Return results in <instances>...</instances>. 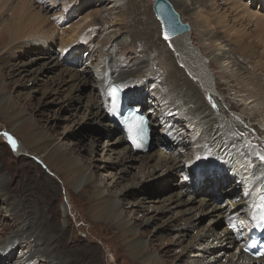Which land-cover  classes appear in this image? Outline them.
I'll return each instance as SVG.
<instances>
[{"label": "rangeland", "instance_id": "obj_1", "mask_svg": "<svg viewBox=\"0 0 264 264\" xmlns=\"http://www.w3.org/2000/svg\"><path fill=\"white\" fill-rule=\"evenodd\" d=\"M44 1L47 6L51 5L50 1ZM169 1L176 5L174 8L179 16L180 12L183 14L175 0ZM101 2L102 0H56L53 7H41L37 0H0L1 22L3 24L17 23V26L13 25L16 30L12 28V32L18 31L17 35L22 37L13 44L7 42L6 46L0 48V244L8 239L20 241L21 244L13 249L9 248L6 252L1 249L0 253L3 252L4 259L2 260L1 257L0 264H27L23 259L27 257L25 251L42 245L43 234H33V236L29 234L30 231H24L27 222L35 226L42 225L41 229L48 230L50 235L61 225L63 226L64 237L54 246L55 253L52 258L55 262L52 261L53 264H57L59 259L65 264H141L142 260L141 258L133 259L127 254L126 241H129L131 237L121 238L108 223L91 218L89 211L91 205L87 195L89 196V191L93 189H90L91 185L89 187L84 185L85 175L82 174L73 185L66 183L71 177L70 174L67 175L53 167L49 168L42 162V154L39 155L40 159H37L33 154L26 152L24 148L26 141L23 138L24 132L20 130L21 127L25 128L37 143L36 148L31 149L32 152H42L46 143L57 144L58 142L64 152L70 149L64 157L76 158L83 171L92 172L90 180L98 186V193L102 191L99 196L97 195L102 201L112 202L122 199L125 192L132 191L133 195L127 194L128 197L123 199V205L119 210L126 212L124 220L131 223V229L139 231L142 235L139 236V242L143 244L147 242L148 264H165V259H168L167 264H195L194 261L210 259L212 256L215 260L209 264H222L229 260L235 250L208 246L212 243L211 231L214 229L212 228L214 222L210 221L211 217L201 214L199 218H188L193 210L197 212L202 208L198 202L200 198L209 195L211 196L209 201L217 204L222 213L220 214L223 221L215 229L220 231L228 227L225 224L227 220L223 216L234 209L231 206L237 201L238 194L243 191L244 184L237 177L238 171L232 169L233 163L230 160L229 166L227 165L221 171L206 168L209 170L206 175L202 173V169H198L197 171H201L196 174L193 172L195 165H192L194 163L192 158L194 155L197 157L198 154L192 147L195 144H192V119H182L184 115L175 114L176 110L164 116L160 115L163 111L162 106L168 110L166 108L169 104L168 99L179 100L177 96H174L176 90L173 81L169 79L167 82H162L157 85L158 90L147 88L140 98H135L133 101L136 104L143 103L146 108L143 111L151 112L150 119L152 114L158 116L154 127L157 130L155 134L163 141L160 143V148L152 144L151 150L143 155H157V150L163 152L165 156L180 163L173 170L174 174L167 170V166H160L156 171L148 173L147 169L139 166L140 161H136L132 168L126 167L127 163L120 164L117 152L120 151L122 144L112 145V141L120 135V131L116 128L111 130V127L105 125L111 121L110 118L100 120L98 123L92 116L93 100L98 98L99 93L95 73L97 68H104L110 58L121 70L128 71L133 70L137 60L144 59L157 65V73L152 76L153 79L161 71L160 75L165 71L163 64L158 62L157 48L163 51L166 49V52L170 48V45L163 47L161 43L163 39L160 41L158 36L153 37L150 34L145 38L137 34L139 28L156 20L152 10L153 0H122L119 4L121 8L117 10H111V3L105 6ZM236 2L239 7L231 6V0H217V8L209 18V25L220 39L217 44L221 43L225 45V49H231L229 52L232 57L235 51L233 49L237 44L235 42L239 39L241 31L248 33L250 39H254L253 44L259 41L255 39L254 34L264 32V26L256 24L258 22L255 18L248 20L241 11V8L246 6L251 12H258L264 16V0ZM22 5L25 9L24 13L20 11ZM37 12L43 18L37 17V20H44L40 28L43 26L49 28L51 24L50 37L55 35V42L45 43L46 35L42 36L43 33L29 36L35 32L34 24L36 23L37 26L39 21L33 23L27 20L34 18ZM182 17H184L183 22L191 27L190 34L193 33L191 36L195 42L197 37L191 25L192 20H188L187 15L184 14ZM16 18H20V21L12 22ZM141 19L144 24L141 23ZM102 22H104L103 27L99 25ZM221 22L225 24V29L222 28ZM91 23H97V26L92 27L94 24L90 26ZM94 28L97 29L93 30ZM149 28L152 31L150 25L147 29ZM116 34L121 36L126 34V37L132 40L126 42L128 45L116 41L117 45H113V49L109 50V36ZM27 35L29 37L25 38ZM62 41L68 43L67 46L71 44L74 48L68 52L64 49L61 51ZM14 45L16 48L13 47ZM192 45L196 50L199 48V43L195 42ZM123 47L126 49L124 50ZM130 47L134 49L131 50ZM262 56L264 57L263 54ZM55 57L56 59H53ZM256 59L258 61V58ZM256 59L254 58L255 62H257ZM55 61H58L59 65H55ZM12 68L24 69L25 76L20 73L9 77L8 74ZM211 72L216 73L214 70ZM34 78L39 80L34 81ZM132 81L138 84L131 83V86L143 89L144 80L135 77ZM194 84L199 86L193 78ZM229 94L233 95L232 92ZM201 95L207 102L205 106L215 109L214 111H217L222 118L223 115L219 114L211 94L205 92ZM130 103L133 102L130 101ZM17 119L23 121L22 124L16 123ZM159 122L164 126L163 130H160ZM166 131L173 136L176 134L175 138L166 140L164 138ZM226 132L227 139L233 137V134L237 136L235 139L238 141L242 138L237 133H232L229 128ZM9 136L16 142L15 150L8 140ZM216 137L213 135L208 142L209 152H213L218 140L215 139ZM240 148L247 149L251 154L255 153L254 157L260 159L264 157L261 150L244 141L237 149L229 150L228 154L237 153ZM224 154L225 152L220 156ZM135 155L140 154L135 153ZM203 155L202 153L201 156ZM239 156L240 153H238ZM246 160L247 157L242 158V162ZM197 164L201 168L204 166L199 161ZM149 165L154 166V161H150ZM123 166L127 170L125 173L120 172ZM120 176L124 179H120ZM42 189L48 192L45 198L41 196ZM179 191L184 196L181 198L182 200L184 198L183 201L186 197H190L193 199L192 202L176 205L179 202L177 195ZM170 197L172 200L169 199ZM92 200L94 204L95 200ZM46 204H50L53 207L52 210L56 212V216L54 215L50 221L47 212L43 210ZM187 208L190 210L187 211ZM208 208L203 207V212ZM182 219L195 224L186 230L184 237L178 238L179 227L184 223ZM24 232L26 233L21 235ZM69 237L73 238V240L70 238V241H76L70 243ZM64 240L70 244L64 243ZM190 243L196 245V248L191 251L193 254L182 256L181 248ZM48 251L50 252V249ZM161 259H164V262ZM18 260L20 261L17 263ZM37 261L41 264L40 258Z\"/></svg>", "mask_w": 264, "mask_h": 264}, {"label": "bare ground", "instance_id": "obj_2", "mask_svg": "<svg viewBox=\"0 0 264 264\" xmlns=\"http://www.w3.org/2000/svg\"><path fill=\"white\" fill-rule=\"evenodd\" d=\"M47 1L51 2L50 6L49 5L47 6L44 0H37L38 5L41 7H53L56 0H47ZM175 1H176L175 3H177L181 11L183 12V14L187 15V19L192 20L191 25L193 26L194 28L193 31H195V36L197 37L195 42L199 43V48L196 50L192 45L195 42L193 41L194 39H192L193 36H191L193 33L190 34L191 31L190 29L187 32L179 33L178 35L172 37L168 41L165 40L161 34V21L154 14L156 20H154V22L152 21L150 23H147V26H142V28H139L137 34L142 35L145 38H147L150 34L151 36L153 35V37L158 36V39L160 41L163 39L161 41L163 47L166 48V45H170V48H168L169 51L167 52L166 49H164L163 51V49L157 48L156 50V54L158 55V62L160 61V63L163 64L165 71L162 73V75H160V73L162 72L160 70L161 72L158 74V76H154L155 78L152 79V76L157 73V65L155 66L154 63L152 62H147L144 59L137 60L133 70L127 71V70H121L117 66V64L109 58L106 65H104L105 66L104 68L102 69L97 68L95 70L97 77L96 82L99 85V90H98L99 93H98V98L93 100V105L91 110L92 116L95 117V120H97L98 123H100L99 122L100 120L110 118V110L108 108L109 93L107 94V86L109 84L117 82V84L123 86L125 88V97L127 100V104H132L130 103V100L135 101V98H140L145 89L152 88L153 90H158L157 85L161 84L162 82H167V80L169 79L171 80V82L173 81L176 90L174 96H177L179 100L175 101L168 99L169 104H167L166 106L168 110L164 109V107L162 106L163 111L160 112V115L164 116L168 114L170 111L176 110L177 112H175V114L184 115V118L182 119H186V120H188L189 118L192 119L193 121L192 122L193 129L191 131L192 144L195 143L192 147L194 148L195 151L197 150L196 154H198L197 157H195L194 155V158H192L194 162L192 165H195V167L193 168V172L196 174L197 172L201 171V170L197 171L198 169H202V173L206 175L207 173H209V171L206 168L217 169L218 171H221L222 169H225L227 165L229 166L228 162L230 160L233 163L232 169H236L238 171L237 177L240 180V182L244 184V188L242 189L243 191L240 194H238L237 201L233 205L230 204L232 205L231 208L234 209L232 210V212H229L227 213V215L223 216L225 220L228 219L237 222L238 225L236 232L235 231L233 232V230L229 228L227 223L226 224L228 227H225L220 231L215 229V227H218L219 224L222 223L223 221L221 220L222 213H221V208L217 204H214L213 202L212 204L209 201L211 197L209 195L207 197L200 198L198 202L202 208L198 209L197 212L193 210L192 215L188 219L194 217L199 218L201 214H207L209 217H211L210 221L214 222V227H212L214 229L211 231L212 243H209L208 246H210L211 248H213L214 246L215 247L220 246L219 248L221 249L232 248L235 250V252L231 255L229 260L224 261L222 264H264V258H259L261 259L260 261H255L253 258L248 256L241 250V247L244 243L243 235H245V231H246L245 227L249 226L247 220V216L250 210L249 204L256 202V199H258L261 196L262 189L264 187V160H261L259 157H254L253 155L255 153L251 154L250 151L243 148H240L239 149L240 151L237 153L234 152L232 154H228L229 150L237 149L242 144V141H244V143H249L253 145L254 147L261 150V152L264 154V57L262 56V54L264 55V32L254 34L255 39L259 41L253 44L254 39H250L248 33L241 31L239 39L235 42L237 44L235 45V49H233L235 51L233 52L234 56L232 57L229 52L231 51V49L227 50L225 49V45H222L221 43L217 44V42L220 39L215 34V31L212 30V26L209 25L210 14L215 12L217 8L216 5L217 0H175ZM236 1L238 0H231L232 2L230 3L231 6L239 7ZM121 2L122 0H102L101 4L104 3V5L106 6L108 3H111L110 6L111 10H117L121 8V5H119ZM132 2L134 3V1ZM173 5H174L173 7L176 6L174 3ZM246 8H247L246 6L241 8L242 15H244L245 18H247L248 20L249 18H255V21L258 22L256 24L263 27L264 16L260 15L258 12H254V11L251 12L249 10L250 9L249 7H248L249 9L247 8L248 10H246ZM24 10L25 9H23V5H22L20 11L24 13ZM180 14H181L180 19H182L181 21L183 22L184 21L183 18L185 16L182 17L183 14L181 12ZM37 17L43 19L37 12L34 18L27 20L33 23L39 21V24L37 23V26L36 23L34 24L35 32L29 36L43 33L42 36L46 35L44 41L45 43L55 42L56 36L51 35L50 37L51 34L50 29H52L51 24L50 26H48L49 28H45V26H43V28H40V26L44 24V20H37L38 19ZM16 20L20 21V18H16L12 22H15ZM141 21H142L141 23H143V19H141ZM13 25L17 26V23L3 24L1 22V17H0V45H1L0 48L6 46L7 42L13 44V42L22 38L19 35H17L18 31L12 32V28L16 30ZM91 25L92 27H96L97 23H91L90 26ZM99 25L103 27L104 22L100 23ZM149 25L152 27V31L150 28L147 29ZM221 26L222 28L225 29L224 23L221 22ZM96 29L97 28H94L93 30ZM12 33L14 34L12 35ZM134 35L136 34L134 33ZM29 36L27 35L25 38H28ZM109 39H110V41L108 42V46H110V48L108 47L109 50L113 49V47L117 45V42L126 43L127 41L130 42L132 40L131 38L126 37V34L122 36L119 34H116L111 37L109 36ZM228 39L230 40V38ZM5 41L6 43H4ZM67 44L68 43L62 41L60 45V50L62 51L64 49L68 52L71 48H74V46L72 47L71 44L69 46H67ZM130 44L133 45L132 43ZM126 45L128 44L126 43ZM158 45H160V43H158ZM13 47L16 48L15 45ZM123 49L125 50L126 48L123 47ZM130 49L132 50L134 48L130 47ZM260 49L261 51L259 52ZM119 53L123 54L121 52ZM254 58L255 59L258 58V61L256 59L257 62H255ZM53 59H56V57ZM55 65H59L58 61H55ZM213 70L216 71V73H212L211 71ZM16 71L17 73H14ZM24 71H25L24 69L12 68L8 76L10 77L14 75H19L20 73H22V75L25 76L26 73H24ZM140 75H144V76L142 77ZM135 77L144 80L142 90L136 88V86L134 87L131 86V83H133L134 85L138 84V82L132 81ZM193 78L195 79V82L199 83V86H196L195 84L193 85ZM33 80L37 81L39 80V78H34ZM124 81H126L127 83L126 84L121 83ZM205 92L211 94L212 96L211 99H213L214 103L216 104L217 106L216 108L219 114L223 115L222 118H220V116L217 114V111H214L215 109L211 108L210 106H205L207 102L204 101L205 98L202 97L201 95L202 93ZM230 92H232L233 95H230L229 94ZM140 105L142 106V109L145 107L142 102L137 103L135 106H140ZM147 112L151 113L150 111ZM157 117L158 116L156 114H152L151 127L153 129V132L157 131L154 128L156 125ZM15 122L18 124H22L23 121L17 119ZM221 122L223 123L222 125ZM105 125L111 127V130L113 128H116L118 131H120V125L114 120L108 121L107 124ZM158 125L161 127L160 130H163L164 126H162V123L159 122ZM228 128L232 133L235 132L242 137L239 138L240 141L235 139L237 137L235 134H233V137L227 139L228 136L225 133H227L226 130ZM20 130L24 132L23 138L26 141V147H24L26 152L33 154L34 157L35 156L37 157V159H40L39 155L42 154V162L46 163V165L49 168L53 167L54 169L62 171L67 175L70 174L71 176L70 179H68V177L67 178L65 177L66 179H68L66 183L73 185L78 181V179L82 174L85 175L84 185H88V187L89 185H91L90 189H93L92 191H89L90 195L89 196L87 195V197H89L90 200L89 203L91 205V208L89 210L91 218L99 222L102 221L108 223L113 230L117 231L118 236L121 238L127 239L128 237H131L129 241H126V246L128 247L127 254L129 255V257H132L133 259L141 258L142 259V260L140 259L141 264H148L147 263L148 257L146 254L147 242H144V244L139 242L140 240L139 236L141 234L139 233V231L136 232L135 230L131 229V223L126 222L124 220L126 212L123 210L121 211L119 210V208H121L123 205V199L128 197L127 194L133 195L132 191L125 192L122 199L119 198L113 200L112 202H107L106 200L102 201L101 197H97V195L99 196L102 193V191L98 193L97 192L98 186H95L93 182H91L90 180L92 177V172L90 171L86 172V170L83 171L78 161L75 160L76 158L71 159V157L69 158L66 156L64 157V155L70 149L64 152V150H61L62 146L58 142L57 144L46 143L45 146H43L42 152L39 151L32 152L31 149L36 148L37 143L31 138V134L28 133L25 128L21 127ZM213 135H216L217 137L215 139L218 140L216 141V145L213 149V152H209L207 145ZM162 142L163 141L160 139V136L159 137L157 135L153 136L152 139L153 145H155L156 147L158 146L160 148V143ZM214 143L215 142H213V144ZM112 145L122 146L120 151L117 152L118 158H120L119 163L120 164L122 162L127 163L125 165H127L126 167L129 168H132L136 161H140L139 166L147 169L149 171L148 173L156 171L160 166H167V170L171 174H174L175 172H173V170L175 169V167H178L180 165L179 162L174 161L173 159H171V157L165 156L163 152L159 150H157L158 151L157 155L149 154L147 156H145L146 154L143 155V153H137L132 151L130 147L127 145L125 136L122 135V133H120V135L112 141ZM192 147L190 146V148ZM252 151L254 152V150ZM223 152H225L224 156H220V154ZM135 153L140 155H135ZM202 153L204 154L203 156H201ZM238 153H240L239 157H238ZM138 156H139V160H138ZM243 157H247V160L244 162H242ZM205 160H207V162ZM150 161H154L155 165L154 166L149 165ZM198 161L202 163L201 165L204 164L203 168H201L200 165L197 164ZM126 167L123 166L120 169V172L121 173L127 172ZM149 168H151V170H149ZM27 178L29 179L30 177ZM119 178L124 179L123 176H120ZM219 180L223 182L221 178H219ZM205 182L206 181H204V183ZM47 195L48 192H46L45 189H42L41 196L44 197ZM177 195L179 198L178 199L179 202H177L176 205H181L183 203H191L193 200L190 197H186L185 201H183L184 198L183 200L181 198L184 196L180 191L179 193H177ZM171 198L172 197H170L169 199ZM92 199L94 200L96 199L94 204L92 202L93 201ZM46 201L47 203L49 202L48 199H46ZM44 207L43 210L47 212V217L48 220L50 221V219H53L56 212L52 210L53 207L50 204H46L44 205ZM203 207H209V208L205 212H203ZM189 208L191 209V207ZM190 209H188L187 211H189ZM51 211H53V213ZM185 220L187 221V219H184L183 220L184 223H182L179 227L180 233L177 234L178 238L184 237L186 235V230L191 225L195 224V222L191 224L188 223L189 221L185 222ZM26 226L27 227L24 231H30L29 232L30 235L43 234L44 238H42L43 243H41L42 244L41 246H37L35 248L26 250L25 252L27 253V257H23V259L27 262V264H40V262L37 261L38 258L41 259V264H53L52 255H54L55 253L54 246H56L57 242H59L60 239L64 237L65 232L63 233L64 231L63 226L61 225L58 230L53 229L54 233L51 235L48 233V230L41 229L42 225L40 226V224L35 226L27 222ZM45 226L47 227V225ZM25 233L26 232L21 233V235ZM24 238L26 239V235L24 236ZM70 238L73 240L72 237H69V241ZM74 241L73 242L70 241V243L71 242L74 243ZM64 243L68 244L69 242L64 240ZM20 245H21L20 241H14L13 239L12 240L8 239V241L4 242L3 244H0V252L1 249L3 252H6V250H8L9 248L13 249L14 247ZM31 245L33 246V244ZM195 248L196 245L194 243H190L189 245L181 248V255L191 256L193 254L191 251L192 249ZM49 249L50 252L48 251ZM19 250L22 251V249ZM3 252L0 253V261H1V257L2 260L4 259V257L2 256ZM161 260H163L164 262V259ZM214 260L215 257L212 256L210 259L205 258V260H201L199 262L194 261V262L195 264H209L212 263ZM19 261L20 260H18L17 263ZM53 262H55V260ZM165 262H166L165 264H167L168 259H165ZM57 264H65V262L59 259L57 261Z\"/></svg>", "mask_w": 264, "mask_h": 264}, {"label": "water", "instance_id": "obj_3", "mask_svg": "<svg viewBox=\"0 0 264 264\" xmlns=\"http://www.w3.org/2000/svg\"><path fill=\"white\" fill-rule=\"evenodd\" d=\"M152 9L156 17L161 21V34L167 32L170 39L179 33L187 32L190 26L182 22L179 13L169 0H153Z\"/></svg>", "mask_w": 264, "mask_h": 264}, {"label": "snow or ice", "instance_id": "obj_4", "mask_svg": "<svg viewBox=\"0 0 264 264\" xmlns=\"http://www.w3.org/2000/svg\"><path fill=\"white\" fill-rule=\"evenodd\" d=\"M164 39H165V40L170 39V37H169V35H168L167 32L164 33ZM112 95H113V96L116 95L115 90L113 91ZM5 135H7V134H5ZM8 140H9L10 144L12 145L13 149L15 150V148H16V142H15V141L12 139V137H10V136L8 137ZM133 142L135 143V139H134V138H133ZM261 159H264V157H261Z\"/></svg>", "mask_w": 264, "mask_h": 264}]
</instances>
